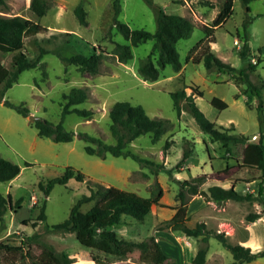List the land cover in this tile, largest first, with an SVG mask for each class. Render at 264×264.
I'll return each mask as SVG.
<instances>
[{"label":"rangeland","instance_id":"374dc122","mask_svg":"<svg viewBox=\"0 0 264 264\" xmlns=\"http://www.w3.org/2000/svg\"><path fill=\"white\" fill-rule=\"evenodd\" d=\"M82 1L86 10V23L79 24L73 8ZM113 0H50L43 16H37L29 8L30 0H6L7 7H0V15H20L30 18L46 27L35 36L23 38V51L33 57L38 43L51 49H59L64 56L74 53H100L97 72H81L70 63H64L56 54L43 55L33 68L22 71L16 82L1 94L0 98L13 103H24L29 114L51 122L60 119L62 93L71 87H84L87 99L78 105L90 108L89 118L69 113L63 120L66 129L74 132L68 142H55L39 137L30 124L29 116H23L0 102V157H4L20 168L19 173L9 181H0V194H10L13 206L9 207L0 221V243L22 246L26 253L27 238L34 233L38 240L50 245L56 252H66L74 258V264H97L91 254L102 258V264H194L192 257L199 246L205 245L194 237H188L168 224L175 207L180 203L177 196L179 180L206 173L207 180L200 190L207 191L209 185L228 187L235 184L241 192L257 193L260 171L246 165V159L253 144L262 135L264 143V108L258 111L257 96L247 93L238 73L208 70L202 62L187 59L189 49L203 36V26L209 25L219 11L223 0H119L120 11L116 19L131 28H144L150 32L156 29L155 6L167 13L188 17L194 24L191 34L176 43L181 67L174 70L171 65L159 67L158 77L147 80L138 67L149 53L152 40L131 46L132 56L125 62L114 54L115 43H127L114 25ZM247 21L248 54L242 59L239 50L244 43V22ZM69 32V33H68ZM208 42L215 54L236 68L255 63L249 71L250 79L262 84L261 97L264 100V0H251L247 5L233 0L232 10L226 20L213 33ZM11 52L0 50V61L11 67ZM187 93L191 87L201 90L202 96H195V102L205 115L216 125L229 127L234 134H243L244 141L224 144L210 139L202 132L193 117L186 110L177 118L172 106L170 92L183 88ZM217 96L227 106L218 109L209 99ZM130 101L140 104L149 116L168 120L165 132L157 141L150 133L133 139L127 147L139 156L166 168H173L182 156L183 148H191L190 156L179 171L168 175L164 171L154 173L149 165L141 164L129 157L105 158L89 155L84 151L85 142L80 134L100 137L107 143L114 142L109 131L108 111L115 101ZM206 102L204 105L202 102ZM28 114V115H29ZM169 147L163 148L165 141ZM26 162L29 164L27 165ZM66 166H72L84 174L83 181L69 179L65 184H55L48 195L38 186L39 181L60 175ZM100 182L149 196L158 183L163 191L158 204H153L142 220L122 215V222L113 226L118 235L147 243L146 249H135L124 257L106 255L91 247L81 245L71 231H48L39 219V206L45 199L46 223L61 222L78 197L88 193L87 183ZM93 186V185H92ZM20 199L17 206L16 200ZM187 200L186 223L193 226L204 221L208 228L223 231L232 242L250 247L252 251L264 249V199L252 202L224 200L216 202L202 194L190 195ZM92 202L81 205L86 210ZM262 212L254 222H247V213ZM25 243H22V242ZM207 254L203 264H233L230 251L214 236L207 242ZM32 256L40 253L34 243ZM12 253L0 251V264H11ZM16 264H30L31 258L15 254ZM242 264H264V256Z\"/></svg>","mask_w":264,"mask_h":264},{"label":"trees","instance_id":"16d2710c","mask_svg":"<svg viewBox=\"0 0 264 264\" xmlns=\"http://www.w3.org/2000/svg\"><path fill=\"white\" fill-rule=\"evenodd\" d=\"M152 4V0H145ZM243 4H248L251 0H240ZM50 0H30L29 8L37 16H43L49 8ZM233 0H223L219 11L212 19L209 25L203 26L204 36L193 45L187 54V59L191 58L194 63L202 62L208 70H217L219 72L238 73L239 79L245 83L247 93L251 96H257L258 111L264 108V100L261 97L262 84L253 82L249 77V71L255 69V63L249 62L247 68H236L230 63L219 58L208 42V38L213 39L214 30L220 26L230 15ZM6 0H0V7L6 8ZM114 25L117 31L122 35L127 43H115L114 54L119 61L125 62L131 58V46L152 40V46L138 67L139 73L147 80H155L158 77L159 67L171 65L174 70L181 67L179 61L176 43L179 39L188 37L193 29V22L186 16L174 13H167L159 6H155L156 12V29L150 32L144 28H131L127 23L116 19L120 11L119 0L112 1ZM73 13L79 24L86 23V10L82 1H79L73 8ZM246 20L244 22V43L239 50L242 59H245L249 48L247 43ZM46 30V27L30 18L20 15H0V50L11 52V67L8 68L0 61V84H2L1 94L17 81L19 74L35 67L47 53H54L64 63H70L77 67L81 72L95 73L100 66L101 55L95 49L92 52L74 53L64 56L59 49L47 48L38 43V51L35 56L29 57L22 49L23 38L36 35L38 32ZM69 33V32H68ZM172 106L177 118L183 110H186L193 117L200 130L214 141H221L224 144L231 141H244L247 137L243 134H234L232 125L223 127L216 125L210 120L205 113L199 108L195 102V96H202L201 90L191 87V92L187 93L183 88L171 91ZM3 95V94H2ZM88 97V91L84 87H71L68 92L62 93L60 119L54 123L43 118L33 119L30 124L36 129L39 137H46L55 142H68L73 139L74 132L68 130L63 125L65 116L69 113H76L78 116L89 118L93 114L90 108L78 107ZM23 116H28L29 109L22 102L13 103L6 99L0 98V102ZM202 102L207 104L202 100ZM211 105L218 109H223L227 103L213 96L209 99ZM109 131L114 142L107 143L100 137L92 136L87 133L80 134L85 145L84 151L89 155H95L105 158L106 154L112 156L129 157L141 164L149 165L154 173L164 171L168 175H172L174 169L179 168L185 163L190 156L191 148H183L182 156L173 168H166L162 164L155 163L147 158L139 156L131 151L127 145L133 139L144 133L151 134V140L157 141L167 128L168 120L158 116H149L142 105L134 104L130 101H115L108 111ZM261 135L253 144L252 151L246 159V165L260 171L257 193L241 192L235 189V184L228 187L219 184L209 185L207 191L200 190V186L207 180L206 173H200L189 177L188 179L176 181L179 183L177 196L180 203L175 207L171 217L168 219L169 226L188 236L194 237L205 245L199 246L192 257L194 264H203L207 254V242L210 236H214L216 240L225 248H227L233 258V264H242L250 262L260 256H264V249L252 251L250 247L244 246L238 242H232L228 239L223 231H215L208 228L204 221H197L193 226L186 223L187 200L186 193L202 194L216 202L224 200H233L237 202H252L254 200L262 201L264 199V143ZM169 147V141L166 140L163 148ZM28 165L29 163L26 162ZM20 171L17 164L12 161L0 157V181H9L13 179ZM74 178L76 181H83L84 174L72 166H66L63 172L53 178L47 179L45 182L39 181L38 186L43 195H48L55 184H65L69 179ZM93 185V186H92ZM88 193L82 194L77 198L75 203L69 209L68 215L61 222L49 225L46 223L45 199L39 206V219L44 222L45 229L48 231H71L75 234L76 240L85 247L94 248L106 255H114L124 257L135 249H146L147 243L138 241L134 238L120 236L114 230L113 226L122 222L121 216L128 215L137 220H142L150 211L153 204H158L159 198L163 191L158 183L150 190L149 196H142L134 191L125 190L114 185H105L100 182L87 183ZM92 202V205L86 210L80 207L84 203ZM16 205L20 203V199L16 200ZM12 198L10 194L3 196L0 194V221H3V215L9 207H12ZM262 212L252 211L246 214L247 222H254L261 216ZM22 243H25L24 241ZM26 253H22V246L7 245L0 243V251L12 253L11 264H16L15 254L19 253L21 258L28 256L31 258L30 264H74V258L66 253L56 252L50 245L38 240V234L27 238ZM37 243L40 247V253L37 256L30 254V247ZM97 263L102 264V258L98 255H90Z\"/></svg>","mask_w":264,"mask_h":264},{"label":"water","instance_id":"95a60500","mask_svg":"<svg viewBox=\"0 0 264 264\" xmlns=\"http://www.w3.org/2000/svg\"><path fill=\"white\" fill-rule=\"evenodd\" d=\"M28 116H29V118H30L31 120L38 118V117H36V116H32V115H30V114H29Z\"/></svg>","mask_w":264,"mask_h":264}]
</instances>
